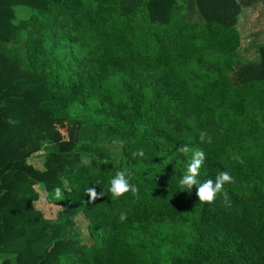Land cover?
<instances>
[{
	"label": "trees",
	"instance_id": "trees-1",
	"mask_svg": "<svg viewBox=\"0 0 264 264\" xmlns=\"http://www.w3.org/2000/svg\"><path fill=\"white\" fill-rule=\"evenodd\" d=\"M15 6L30 12L17 20ZM245 6L0 0V264H264V42L252 61L238 54ZM180 145L205 153L201 183L234 177L227 204L179 186ZM119 169L139 199L112 198ZM93 186L103 197L88 203ZM78 215L89 243L72 234Z\"/></svg>",
	"mask_w": 264,
	"mask_h": 264
},
{
	"label": "clouds",
	"instance_id": "clouds-1",
	"mask_svg": "<svg viewBox=\"0 0 264 264\" xmlns=\"http://www.w3.org/2000/svg\"><path fill=\"white\" fill-rule=\"evenodd\" d=\"M199 140L201 143L211 144L212 138L207 132L201 131L199 134ZM177 152L184 156L191 154L190 162L187 166L186 173L180 178L179 186L191 192L193 186H196V196L201 204H213L217 196H221L223 201L227 204L229 202V194L225 190V185L234 184L235 179L228 171H220L215 179H207L201 183L197 178L200 175V169L205 161V153L200 149H192L188 145H180L177 148ZM145 156L143 148L137 149L133 153V157ZM233 159L240 163L243 160L238 156H234ZM107 163V161H105ZM131 174L127 169H119L116 171L115 176L110 181L109 191L113 199H120L131 193V195L139 199V188L130 182ZM55 197L62 199L63 195L60 188L54 190ZM85 194L89 197L88 203H95L103 197V192H98L95 186L85 189ZM127 219L126 213H121L119 220L124 222Z\"/></svg>",
	"mask_w": 264,
	"mask_h": 264
},
{
	"label": "crops",
	"instance_id": "crops-1",
	"mask_svg": "<svg viewBox=\"0 0 264 264\" xmlns=\"http://www.w3.org/2000/svg\"><path fill=\"white\" fill-rule=\"evenodd\" d=\"M239 1L246 4V6L242 8L236 24L239 35L237 52L244 60L252 61L257 57V47L264 42V0ZM36 188L40 187L37 186ZM51 208L56 209L58 207ZM41 213L47 219L53 218V216H46L43 211Z\"/></svg>",
	"mask_w": 264,
	"mask_h": 264
},
{
	"label": "rangeland",
	"instance_id": "rangeland-1",
	"mask_svg": "<svg viewBox=\"0 0 264 264\" xmlns=\"http://www.w3.org/2000/svg\"><path fill=\"white\" fill-rule=\"evenodd\" d=\"M20 11H26L28 13V12H30V9L22 7V6H15L14 7V13L16 14L17 20H21V19L25 18V14L20 13ZM14 44L15 43H12L6 47H12ZM20 53H21V57H22L23 52L21 50H20ZM11 57L14 59H17L21 66H25L24 57H22L21 60L13 54L11 55ZM85 127L88 128V126L84 125V128ZM118 144H119L118 142L109 143L108 145H106L107 148H105L109 152L110 158H112L113 160L116 159L117 155H118V148H119ZM42 148L43 149L47 148L48 150H51L54 148V146L52 143L44 142L42 145ZM39 156H34V158L30 159V162L31 163H40L41 160L38 159ZM37 190L39 191V198H38V201L36 202V207L38 209H40L41 211H43L46 216H48V217L54 216L55 212L58 210V208H56V209L50 208V206L44 200L42 189L38 188ZM75 222H76V225L74 226L75 230L72 231V234L73 235H79L84 243H89L90 240L88 239L87 234H86V223H87L86 220L83 218L82 215H78L76 217Z\"/></svg>",
	"mask_w": 264,
	"mask_h": 264
}]
</instances>
